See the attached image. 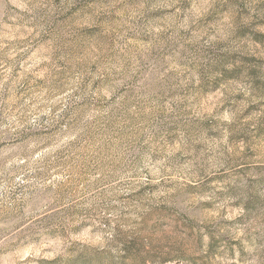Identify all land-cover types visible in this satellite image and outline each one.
I'll return each mask as SVG.
<instances>
[{"label":"rangeland","instance_id":"obj_1","mask_svg":"<svg viewBox=\"0 0 264 264\" xmlns=\"http://www.w3.org/2000/svg\"><path fill=\"white\" fill-rule=\"evenodd\" d=\"M0 264H264V0H0Z\"/></svg>","mask_w":264,"mask_h":264}]
</instances>
